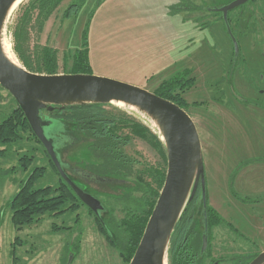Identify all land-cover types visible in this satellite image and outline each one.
Returning a JSON list of instances; mask_svg holds the SVG:
<instances>
[{
  "label": "rangeland",
  "instance_id": "rangeland-1",
  "mask_svg": "<svg viewBox=\"0 0 264 264\" xmlns=\"http://www.w3.org/2000/svg\"><path fill=\"white\" fill-rule=\"evenodd\" d=\"M27 1L17 5L3 32L4 43H10L12 56L20 65L23 64L14 50L11 26ZM225 1L185 0L188 3L183 4V0H85L77 15L67 19L65 11L74 0H64L43 30L34 24L29 31L32 52L41 46L57 51L60 73L71 68L73 56L85 44L92 74L152 92L165 82V89L171 88L173 95L183 99V107L195 121L202 143L207 205L219 217L211 214L212 254L206 264L219 258L228 259L220 264H244L264 251L263 40L258 33L245 37L240 28L233 27L240 45L239 56H235L226 23L220 14L210 10ZM259 1L264 0H251L247 7L258 6ZM192 5L198 9H189ZM259 28L264 39V24H259ZM228 74L233 88L225 81ZM16 105L12 95L0 85V123ZM114 105L107 107L111 114L117 115V110L124 108L128 116L161 135L146 115ZM64 142L62 146L67 143ZM5 148L0 146L1 150ZM125 152L134 160L131 179L146 187L151 183L152 189L157 190L148 174L150 168L166 166L158 148L133 137ZM24 156L32 159L26 170L21 167ZM61 156L77 184L86 186L77 178L76 170L87 171V166L95 163L88 151V140H72L61 149ZM35 168L41 175L35 187L50 186L54 196L67 190L35 139L6 149L0 158V264H128L90 210L71 197L61 210L46 213L40 221L17 230L9 202ZM92 182L95 189L111 192ZM95 189L92 193L109 206L113 214L111 227L116 231L118 228L122 238L126 236L123 229L127 228V216L140 208L139 197L154 200V195L145 196L142 191L111 199V195L100 196ZM201 208L197 203L202 231ZM72 237L78 247L70 244Z\"/></svg>",
  "mask_w": 264,
  "mask_h": 264
},
{
  "label": "trees",
  "instance_id": "trees-1",
  "mask_svg": "<svg viewBox=\"0 0 264 264\" xmlns=\"http://www.w3.org/2000/svg\"><path fill=\"white\" fill-rule=\"evenodd\" d=\"M63 1L64 0H28L21 6L20 13L15 23L11 26L15 53L23 66L31 72L61 74L59 72L57 51L48 46H41L40 48H35L32 52L29 46V31L34 28V24L35 26H39L40 30H43L47 21L59 10ZM183 1V4L188 3L185 2V0ZM84 2L85 0H74L65 11V18L69 19L77 15ZM187 6L188 5L183 6L184 9H187ZM191 7L192 8L189 9H198V6L195 5ZM218 14L222 16L221 13ZM231 22L232 21L229 20V25L232 31H234ZM248 33H251V31H248L247 34ZM70 67V69L65 68L62 74H92L90 53L85 44L83 45V49L76 51ZM165 85L166 83L163 82L161 87L154 92L184 108L183 105L185 104L182 102L183 99L178 95H173L171 88L169 90L165 89L163 87ZM107 107H115V105L111 103L71 105L64 108L56 107L53 111L44 110V114L64 124L63 133L65 132L66 134L65 140L67 143L79 138L88 140V151L95 160V163L89 164L87 166V171L90 172L91 177H99L102 179L101 181H96L99 183L98 185L111 190V192L108 190L101 192L99 189H95L91 186L92 189L99 191L98 193L101 194L100 196L111 195V199H122L139 191H142L145 196L151 197V195H154V200L149 199V197H139L141 200L140 208L131 213V218L129 215L127 216V228L123 229L126 236L123 238L120 236L118 228L117 231L116 229H112L111 222H113V214L104 201L102 202L106 207V211L103 214L105 223L101 222V220L91 212L109 241L121 250L122 257L129 264L136 252L165 183L168 157L165 143L161 140L158 133L155 134L143 123L137 121L132 116H128L127 111L123 110V108H119L117 110L118 114L116 115L111 114V112L107 110ZM117 107L118 106H116V108ZM12 111L13 112L0 123V146L6 147L5 149H0V158L5 155L6 149H12L14 145L19 146L24 141H29L31 138L40 143L34 135L23 110L18 104ZM125 129H127L128 132H123ZM24 135L27 138H24ZM133 137H140L145 141L147 140L151 146L157 147L164 159V165L167 167L163 166L149 169V178L154 180L157 190L152 189L151 183L146 187L139 180L131 179L134 172V160L125 152V146ZM65 145H63L61 149H63ZM42 148L49 157L43 146ZM30 160L32 159L29 157L27 158V156H24V159H22L23 163L21 167H23L24 170L28 168ZM36 169L38 170V168H35L30 171L28 176L23 180L19 191L9 202L12 209L13 223L17 230H21L24 225H29L35 220L39 219L40 221V217H43L46 213L54 214L61 210L69 201V197L82 203L61 177L60 179L63 182L62 187H65L67 190H60V194L56 196L52 194L53 189L50 186L35 187L36 181L41 177ZM199 198L200 195L197 197L195 196L186 207L181 221L175 228L167 252L169 264H206L207 258L211 257L212 250L210 251L208 249L204 254L201 253L202 231L199 229L197 223V201H199ZM207 213L211 232L212 223L214 224L211 214L216 216V213L209 207L207 208ZM216 217L219 218L218 216ZM78 233L79 232H77V234ZM124 238L125 241H123ZM75 239L76 238L73 239L72 237L70 242L73 246L75 245ZM210 243L211 240L209 241V244ZM75 247H78V242ZM257 256L258 255L255 257ZM74 257H76V255H74ZM251 260H253V258ZM220 262L221 261H215L212 264H220ZM249 263L250 262L244 264Z\"/></svg>",
  "mask_w": 264,
  "mask_h": 264
},
{
  "label": "water",
  "instance_id": "water-1",
  "mask_svg": "<svg viewBox=\"0 0 264 264\" xmlns=\"http://www.w3.org/2000/svg\"><path fill=\"white\" fill-rule=\"evenodd\" d=\"M16 1L0 0V85L23 110L34 135L46 150L60 177L77 198L105 223L103 213L106 207L102 200L77 184L62 159L60 146L65 143V138L62 139L65 135L64 124L45 115L44 110L53 111L56 107L92 103H124L127 107L137 108L139 113L149 117L158 127L167 151L168 168L160 196L129 264H168L170 240L186 207L195 198L199 183L202 187L198 201L202 207L200 212L203 224L201 253L207 252L210 226L202 143L190 114L180 105L155 92L121 80L95 74L35 73L11 60L4 50L3 32ZM248 1L233 0L227 5L210 9L222 14L236 57L239 56L240 45L229 25L228 13ZM76 173L81 176L89 173L90 183L94 181L99 184L96 181L102 180L91 177L89 171L77 169ZM249 264H264V251Z\"/></svg>",
  "mask_w": 264,
  "mask_h": 264
},
{
  "label": "flooded vegetation",
  "instance_id": "flooded-vegetation-1",
  "mask_svg": "<svg viewBox=\"0 0 264 264\" xmlns=\"http://www.w3.org/2000/svg\"><path fill=\"white\" fill-rule=\"evenodd\" d=\"M231 1H233V0H230V1L226 0L225 1V5H227ZM253 1H254V3H256L258 0H253ZM258 13H259L260 16L258 15ZM228 19L232 21L231 23H232V26L233 27L240 28V30L243 32V34L245 35V37H248L252 33H258L257 36H259V38L261 37V40H263V41H261L263 50H260V57H262L264 59V39H262L263 36H262V34H260V32L262 33V31L259 28V24L260 25L264 24V1H262V2L259 1L258 6H256V7L255 6H253V7H247V2L244 3L241 6L237 7L236 9L229 11V13H228ZM249 29H251V30H249ZM248 31H251V33H248L247 34ZM260 78H261V76H260ZM225 81L227 82L229 88L233 85V80L231 79V77L229 76V74L227 75V78H225ZM88 174L87 175L85 174V175H82L81 176L80 173H77L76 176H77V178L83 184L86 185V186H82V185H80V186L82 188H84L85 190H87V191H91V190H94V189H92L91 188L92 185L89 184L90 181L88 179L89 178V175ZM201 188H202L201 187V183H199V186H198V189H197V193H196V197L201 194ZM90 212H92V211L90 210ZM197 223L199 224L198 219H197ZM208 249L210 250V247H208ZM227 260L228 259H225V258H219L217 261H221L222 262V261H227Z\"/></svg>",
  "mask_w": 264,
  "mask_h": 264
},
{
  "label": "bare ground",
  "instance_id": "bare-ground-1",
  "mask_svg": "<svg viewBox=\"0 0 264 264\" xmlns=\"http://www.w3.org/2000/svg\"><path fill=\"white\" fill-rule=\"evenodd\" d=\"M21 2H22V0H17V1H16V3L14 4V6H13V8H12V10H11V13H13V11H14L15 8L17 7V5H19ZM4 50H5L6 54L9 56V58H10L11 60H13V61H15L16 63H18V62L13 58V56H12L10 43H8V42H5V43H4ZM117 105H118L119 107H127V106H125L124 103H117ZM128 108L131 109V110H133V111H137V112H139V110H138L137 108H135V107H128ZM123 109H124V108H123ZM141 114H142V113H141Z\"/></svg>",
  "mask_w": 264,
  "mask_h": 264
}]
</instances>
